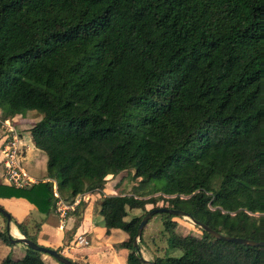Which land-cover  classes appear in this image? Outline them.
I'll return each mask as SVG.
<instances>
[{"label":"trees","instance_id":"obj_1","mask_svg":"<svg viewBox=\"0 0 264 264\" xmlns=\"http://www.w3.org/2000/svg\"><path fill=\"white\" fill-rule=\"evenodd\" d=\"M0 109L3 119L37 117L27 133L45 156L44 178L0 183V198L49 214L57 198L111 188L94 209L104 234L127 235L125 264L147 263L133 237L157 201L264 241V0H0ZM136 157L147 163L132 172ZM130 209L142 213L125 219ZM159 216L166 250L153 264H264V247L196 224L197 233H177V216ZM86 223L87 214L80 231ZM0 264L44 263L26 247Z\"/></svg>","mask_w":264,"mask_h":264},{"label":"rangeland","instance_id":"obj_2","mask_svg":"<svg viewBox=\"0 0 264 264\" xmlns=\"http://www.w3.org/2000/svg\"><path fill=\"white\" fill-rule=\"evenodd\" d=\"M8 118H9L8 120L13 121L14 126H16L15 128L18 130V134L20 136L19 144H21L22 146L23 145L22 143L24 142L27 145V151H26L27 157L23 158V165L25 163L27 169L32 173H34L35 178L38 179L39 176L44 174L43 164L42 163L38 164L39 160L41 159L40 155L42 154L32 145L26 129L31 126V124L35 121L37 117L34 118L29 117L26 115L25 112V117H22L23 119L21 120L18 118H14V119L13 118L11 119L10 117ZM21 137H24L22 141H21ZM33 155H35V157H33ZM141 156H143V154ZM146 163H147L146 157H136L131 163L132 168L130 169V171L133 172L134 170L141 169L146 166ZM128 175L129 174L123 175V182L125 181L127 183V190L128 187H130V183L128 182V179H130V177H127ZM20 204L22 203L20 202ZM159 206H166V204L162 203V201H157L154 205L146 204L145 210ZM141 213L142 211L139 209H130L128 210V216L125 219H129L131 216L134 215H140ZM28 218L31 220L30 222L31 225L29 224L28 226V221H26L27 224L25 225V227L28 228L27 230L30 234L34 233L33 229H35V224H34L35 222L33 221L38 222L39 223L38 227H40L38 232H36L34 243L44 247L48 246L49 238L52 236V233L48 232L46 228V224L48 221L49 224H52L53 218L50 215L46 216V214H41L35 209L34 210L31 209V212L28 214ZM95 219H101V217L98 215L95 216ZM174 219H176L178 222V227L176 228L177 233L183 234L190 231H192L191 233L198 232V230L194 226L192 228L193 223L187 217L178 216L175 217ZM0 230H2L3 232L5 231L7 233V230L5 228V222L2 220L1 216H0ZM102 232H103V227L101 221L98 224V227L94 229L93 235L90 238H88L87 235H85V237H87V239L90 240L91 243L96 241L98 238L100 240H103L104 237L102 236ZM117 232H118L117 236H110L109 238H106V240H108L109 242H111V244L114 245L115 251L117 252L118 262L120 264H124V257L128 253V249L120 244V242L124 237L123 235L124 233L121 231H117ZM166 236L167 233L163 230L159 214L152 215V217L147 221V223L144 225L142 229V234H141L142 240L137 242V245L139 247V253L141 257L142 258L144 257V259L147 261L146 264H149L152 256L154 255L162 256L164 254V251L166 250L165 248ZM55 240L59 241V233H57V235L55 236ZM0 241H2L1 236H0ZM5 245L6 244H4L3 246L5 251H3L2 248L0 249V253L3 254L4 256L6 254H9L13 258L21 257L26 250V246L21 243H16L15 245H6V246ZM167 252L170 255H174V256L180 254V251L178 249L169 250ZM39 257L42 259L44 264H55L56 262L52 256L43 252H39Z\"/></svg>","mask_w":264,"mask_h":264},{"label":"crops","instance_id":"obj_3","mask_svg":"<svg viewBox=\"0 0 264 264\" xmlns=\"http://www.w3.org/2000/svg\"><path fill=\"white\" fill-rule=\"evenodd\" d=\"M5 115V110L0 109V120L3 119ZM22 117H25V112L22 110H18L16 113H14L10 118H18L23 119ZM9 119V118H6ZM30 126V125H29ZM27 129V128H26ZM24 139V137H21V141ZM30 139V138H29ZM22 149H23V158H26V151H27V145L23 142L22 143ZM38 150V149H37ZM42 155L41 159L39 160V163H42L44 166L45 162V156L41 152ZM35 157V155H33ZM32 162V161H31ZM26 173L36 179H42L45 176V170L44 174L39 176L38 179L35 178L34 173L29 171L27 167L25 166V163L23 165ZM0 183L7 184L5 180L2 177V168L0 164ZM114 191L111 188H104L101 192H90L87 195V203L85 204L84 209H82L80 218L78 220V223L75 224V215L72 213V211L68 212L66 215L65 220L61 224L57 215L52 211L49 214H46V216H51L53 218L52 224H49V221L46 224V228L48 232L52 233V236L49 238L48 246L50 247H60V253L72 261H76L82 264H120L118 262L117 252L115 251V247L111 242L106 240V238H109L110 236H117L118 232L120 230L111 229L109 233L106 235L104 234V228L102 232V236L104 237L103 240H100L99 238L94 241L90 242L85 247H77L71 245V240L74 237V235L85 232L88 238H90L93 233L94 229L98 227V224L101 222V219H95V216H98L96 210L94 209V202L96 199H98L101 195L106 194H113ZM77 197V196H76ZM17 202V203H16ZM20 202L22 204H20ZM0 204L3 205V207L10 212L15 218L18 220H23L24 222L28 221V226L31 222V220L28 218V214L31 212V209H35L30 204H28L25 200L21 198H0ZM19 206V207H18ZM87 209V210H86ZM36 210V209H35ZM40 213V212H39ZM43 214V213H41ZM87 214V223L85 224V228H83L80 231V228H82V224L85 221V216ZM46 219V218H45ZM33 221V220H32ZM35 222V229L34 231L38 232L40 227H38V222ZM27 224V222H26ZM31 225V224H30ZM28 229V228H27ZM32 230V229H31ZM122 232V231H121ZM7 233L10 237L16 238L19 237L20 232L14 225V223L10 220L8 224ZM59 233V241L55 240V236ZM71 235L69 236V234ZM124 233V232H123ZM124 237L122 241H124L127 238V235L124 233ZM69 236V237H68ZM68 238V239H67ZM87 238V237H86ZM2 246V247H1ZM4 243L0 241V249L2 248L4 250ZM6 246V245H5ZM4 257L3 254L0 253V260ZM144 258V257H143ZM124 264H125V257H124Z\"/></svg>","mask_w":264,"mask_h":264},{"label":"built area","instance_id":"obj_4","mask_svg":"<svg viewBox=\"0 0 264 264\" xmlns=\"http://www.w3.org/2000/svg\"><path fill=\"white\" fill-rule=\"evenodd\" d=\"M13 121L8 119L0 120V164L2 168V177L5 182L14 187H26L35 182L36 179L30 177L23 167V149L19 144L20 136L15 128ZM90 192H83L71 203H66L57 198L54 203L53 212L57 215L62 224L68 212L74 210L76 205H81L84 209L87 203V195ZM54 196H57L54 193ZM86 233L81 232L71 240L72 246L85 247L89 244V240L85 237Z\"/></svg>","mask_w":264,"mask_h":264},{"label":"water","instance_id":"obj_5","mask_svg":"<svg viewBox=\"0 0 264 264\" xmlns=\"http://www.w3.org/2000/svg\"><path fill=\"white\" fill-rule=\"evenodd\" d=\"M160 213H168L174 216L179 217H187L193 224H196L199 228L206 231L208 234L213 236L216 239L224 240V241H230L235 243H240L243 245H249V246H256V247H264V241H254L251 239L241 238V237H234V236H228L225 234H222L219 231H216L203 223H200L194 219H192L190 216H188L187 213H185L182 210L179 209H171L166 206H159V207H153L150 209H147L144 215L141 217L140 221L138 222L135 230V235L133 237V245L136 246L137 242L140 240L142 229L144 225L147 223V221L152 217L154 214H160ZM0 215L5 219V228L8 229V224L10 222V215L0 207ZM7 238L13 242V243H21L24 244L26 247L31 248L33 250L46 253L50 256H52L56 261L60 262L61 264H76L74 261L69 259L68 257L60 254L56 249L44 247L37 245L29 238L25 237L23 234L20 233L19 237L12 238L9 235H7ZM145 260L144 258H142ZM146 261V260H145ZM149 264H153V262H149Z\"/></svg>","mask_w":264,"mask_h":264}]
</instances>
